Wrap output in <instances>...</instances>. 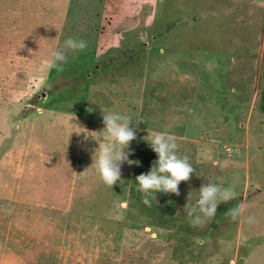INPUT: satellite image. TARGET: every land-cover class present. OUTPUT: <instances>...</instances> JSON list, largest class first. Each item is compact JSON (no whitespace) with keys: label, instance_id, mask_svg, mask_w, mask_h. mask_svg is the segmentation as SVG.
I'll list each match as a JSON object with an SVG mask.
<instances>
[{"label":"rangeland","instance_id":"1","mask_svg":"<svg viewBox=\"0 0 264 264\" xmlns=\"http://www.w3.org/2000/svg\"><path fill=\"white\" fill-rule=\"evenodd\" d=\"M67 37L87 47L48 69ZM263 73L264 0H0V264H264ZM111 111L137 163L108 186L91 164ZM156 132L195 172L146 205ZM210 181L233 197L193 226Z\"/></svg>","mask_w":264,"mask_h":264},{"label":"clouds","instance_id":"2","mask_svg":"<svg viewBox=\"0 0 264 264\" xmlns=\"http://www.w3.org/2000/svg\"><path fill=\"white\" fill-rule=\"evenodd\" d=\"M86 47L87 41L83 38L67 37L61 46L49 52L44 64L48 69L59 67V62L66 60L68 50L78 51ZM102 116L104 126L101 130L107 142L95 150L91 165H94L96 173L105 185L113 186L121 180L123 162L137 163L129 159L133 151L130 142L136 139L137 130L135 124L130 126L129 122L133 120L119 111L107 112ZM146 141L156 153L157 158L153 161L149 171L137 175L135 180L138 191L143 194V203L150 205L158 192L179 195L178 185L181 181L189 180L195 169L187 155L178 153V144L174 134L156 132ZM198 189V197L194 201L187 199L183 208L189 218V223L193 226L202 225L206 219L213 218L217 213L218 205L233 197L231 186L224 187L217 182L210 181L202 184ZM227 211L233 220H237L244 211L243 201ZM247 220L252 223L255 217L249 215Z\"/></svg>","mask_w":264,"mask_h":264},{"label":"trees","instance_id":"3","mask_svg":"<svg viewBox=\"0 0 264 264\" xmlns=\"http://www.w3.org/2000/svg\"><path fill=\"white\" fill-rule=\"evenodd\" d=\"M260 106H261V109L264 111V73H263V79H262V86L260 90Z\"/></svg>","mask_w":264,"mask_h":264}]
</instances>
